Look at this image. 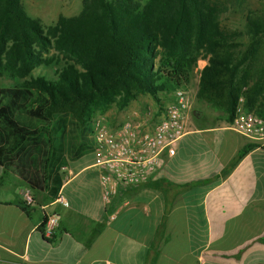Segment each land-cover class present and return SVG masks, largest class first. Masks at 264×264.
I'll list each match as a JSON object with an SVG mask.
<instances>
[{
    "label": "trees",
    "instance_id": "obj_1",
    "mask_svg": "<svg viewBox=\"0 0 264 264\" xmlns=\"http://www.w3.org/2000/svg\"><path fill=\"white\" fill-rule=\"evenodd\" d=\"M260 1L261 10L245 17L241 45L219 20L227 0H83L76 16L59 15L47 27L21 0H0V77L21 80L0 87V168L54 199L60 169L94 147L95 114L138 96L160 107L202 60L195 100L229 125L240 98L245 112L264 118ZM52 64L51 77L31 75Z\"/></svg>",
    "mask_w": 264,
    "mask_h": 264
},
{
    "label": "crops",
    "instance_id": "obj_2",
    "mask_svg": "<svg viewBox=\"0 0 264 264\" xmlns=\"http://www.w3.org/2000/svg\"><path fill=\"white\" fill-rule=\"evenodd\" d=\"M189 90L195 96L197 84ZM185 126L153 179L120 188L106 205L96 152L60 169L66 206L41 191L19 206L28 187L0 168V264H264V144L213 110L188 114ZM49 216L57 225L45 239Z\"/></svg>",
    "mask_w": 264,
    "mask_h": 264
},
{
    "label": "built area",
    "instance_id": "obj_3",
    "mask_svg": "<svg viewBox=\"0 0 264 264\" xmlns=\"http://www.w3.org/2000/svg\"><path fill=\"white\" fill-rule=\"evenodd\" d=\"M201 69L199 65L195 68ZM171 100L161 112L160 118L151 124L122 121L109 127L101 117L90 120L91 139L96 152L94 166L100 189V201L106 205L120 188L145 184L153 179L163 164V157L173 155L174 144L185 135V121L191 107V93L188 85L177 88ZM242 99L237 107L230 128L244 139L264 144V118L245 112ZM25 206L33 205L29 189L19 192ZM55 203L66 206L61 195L54 198ZM57 221L46 217L42 222V236L50 239Z\"/></svg>",
    "mask_w": 264,
    "mask_h": 264
},
{
    "label": "rangeland",
    "instance_id": "obj_4",
    "mask_svg": "<svg viewBox=\"0 0 264 264\" xmlns=\"http://www.w3.org/2000/svg\"><path fill=\"white\" fill-rule=\"evenodd\" d=\"M83 0H21L22 7L25 13L32 18L40 21L43 27L52 25L56 18L61 15L64 17L76 16L81 10ZM227 10L220 15L219 20L223 28L229 31H235L238 36L235 38L236 42L244 45L246 37L244 36L245 17L248 13H254L261 10L260 0H227ZM52 52L45 55L50 58ZM199 62V61H198ZM58 65H50L48 67L39 66L35 68L31 75H44L51 77ZM21 82L19 79H12L7 76L0 77V87L15 86ZM197 84V70L194 68L191 75L188 87L194 89ZM171 100L162 99L160 107H158L148 96H138L131 101L124 109L117 110L112 104L102 114H95L94 117H101L104 119L109 127L120 121H130L133 123L151 124L156 120L160 112L164 111L165 107ZM200 106H204L202 109ZM203 110L204 113H209L211 110L202 101L195 100L191 94V107L189 114L195 115L198 110Z\"/></svg>",
    "mask_w": 264,
    "mask_h": 264
}]
</instances>
